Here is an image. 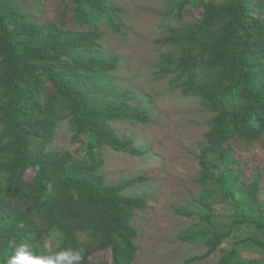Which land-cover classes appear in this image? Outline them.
Here are the masks:
<instances>
[{"label": "trees", "instance_id": "trees-1", "mask_svg": "<svg viewBox=\"0 0 264 264\" xmlns=\"http://www.w3.org/2000/svg\"><path fill=\"white\" fill-rule=\"evenodd\" d=\"M18 1L0 0V264L21 242L37 255L82 250L80 264H133L139 249L133 217L147 201L124 190L145 177L106 183L100 153L105 146L148 153L111 125L150 122L149 111L130 103L133 95L109 79L119 56L100 49L101 26L120 30L121 10L112 0H60L55 19L39 22ZM176 1L170 12L177 18L191 5L204 9L163 39L173 49L160 64L173 74L174 88L201 98L214 112L200 157L202 178L234 208L224 221L205 197L208 227L183 238L204 242L207 251L182 264L206 259L239 228L251 234L217 264H264L258 182L239 183L236 160L225 146L233 138L252 142L264 134V18L247 0ZM63 120L84 156L51 148ZM109 248L111 261L90 259ZM253 250L261 256L244 257Z\"/></svg>", "mask_w": 264, "mask_h": 264}, {"label": "rangeland", "instance_id": "rangeland-1", "mask_svg": "<svg viewBox=\"0 0 264 264\" xmlns=\"http://www.w3.org/2000/svg\"><path fill=\"white\" fill-rule=\"evenodd\" d=\"M59 1L19 0L18 3L37 21L49 22L58 14ZM112 1L121 10V27L116 30L102 25L99 44L104 53L117 55L120 61L108 76L115 86L133 95L130 103L149 111L150 122L134 124L117 120L111 123L119 135L134 139L148 153L135 156L105 146L100 152L104 160L101 172L108 184L145 177L124 190L126 195L144 196L147 201L146 208L137 210L133 217L139 231L135 240L139 249L133 264H182L207 251L204 242L183 238L187 233L208 227L207 221L202 220L205 197L213 201L214 212L223 216L224 221H229L234 212L232 201L222 202L211 192L214 185L206 184L202 178L200 157L207 145L205 133L210 129L214 112L201 98L185 96L179 88H174L173 74H167L160 64L162 55L173 49L163 39L172 29L200 17L204 7L191 5L177 18L170 12L176 0ZM247 1L255 14L264 18V0ZM80 145L69 122L61 121L51 148L82 157L84 151ZM225 146L236 160L234 167L239 183L249 187L258 182L257 199L264 209V134L252 142L233 138ZM221 171L215 170L218 174ZM33 175V171L27 172L28 178ZM250 234L246 229L234 230L209 257L192 264H217L224 253ZM47 244L51 245L50 241ZM243 255L261 256L254 250L244 251ZM90 259L111 261L112 250L97 251Z\"/></svg>", "mask_w": 264, "mask_h": 264}, {"label": "clouds", "instance_id": "clouds-1", "mask_svg": "<svg viewBox=\"0 0 264 264\" xmlns=\"http://www.w3.org/2000/svg\"><path fill=\"white\" fill-rule=\"evenodd\" d=\"M82 259V250H62L54 254L37 255L28 243L21 242L7 264H80Z\"/></svg>", "mask_w": 264, "mask_h": 264}]
</instances>
